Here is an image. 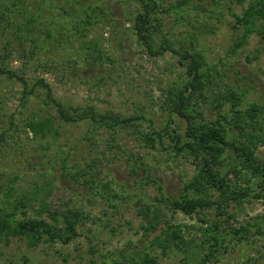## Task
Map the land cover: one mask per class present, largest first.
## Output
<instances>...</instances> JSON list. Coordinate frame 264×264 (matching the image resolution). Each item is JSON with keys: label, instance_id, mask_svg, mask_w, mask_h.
<instances>
[{"label": "rangeland", "instance_id": "obj_1", "mask_svg": "<svg viewBox=\"0 0 264 264\" xmlns=\"http://www.w3.org/2000/svg\"><path fill=\"white\" fill-rule=\"evenodd\" d=\"M157 1L161 25L156 41L167 36L182 48L192 42L205 56L215 80L210 85L214 91L230 87L240 95L241 107L256 104L264 109V18L256 20L245 39L240 21L252 5L264 10V0H188L177 12L167 9L180 0ZM0 2L4 9L9 6L17 14L21 8L25 16L36 18L39 60H31L23 68L24 59L14 53L5 61L18 73L25 71L29 86L41 77L66 104L126 116L142 114L157 129L166 125L165 90L179 82L184 73L174 57H151L136 40L131 17L141 9V1ZM87 7L89 12L90 7L95 10L91 22L81 26L85 31L80 34L71 28L85 16L83 9ZM46 28L50 37L43 34ZM4 39L0 35V54ZM94 49L102 53L98 61L92 59ZM76 59L79 61L75 64ZM21 92L18 81L0 74V199L14 202L22 198L20 216L24 211L46 218L47 210L40 204L44 200L50 210L64 207L65 201L81 208L86 217L68 243L57 240L30 247L23 238L0 240V264H113L114 259L125 263L122 256H137L144 251L155 255L158 264H198V256L195 261L189 260L177 247L162 252L152 244L160 228L149 232L141 213L146 206L156 207L165 216L159 227L165 222L179 225L186 237L197 243L203 239V229L212 221L222 220L223 244L206 264L263 261V184H248L247 176L235 179L230 174L236 187H249V196L240 203L229 200L223 208L214 204L191 215L172 211L166 200L182 194L194 166L185 156L171 152L168 137L150 149L127 132L116 140L105 131L88 133V122L55 123V132L34 134L27 127L29 119L42 120L54 110L46 109L37 97L23 103ZM213 98L216 96L210 93L209 101ZM229 105L225 103L224 110ZM216 114L211 106L206 110L210 119ZM177 124L182 133L183 123L173 116L171 126ZM147 126L144 122L143 127ZM257 154L264 160V145ZM236 160L230 151L225 152L223 172ZM77 172L85 175L76 179L72 175ZM223 209L226 213L219 215ZM225 220L234 228L248 226L245 238L239 239L240 234H234ZM208 245L204 243L205 251Z\"/></svg>", "mask_w": 264, "mask_h": 264}, {"label": "trees", "instance_id": "obj_2", "mask_svg": "<svg viewBox=\"0 0 264 264\" xmlns=\"http://www.w3.org/2000/svg\"><path fill=\"white\" fill-rule=\"evenodd\" d=\"M139 1H141V9L131 17L136 40L151 57L165 54L174 57L184 73L179 82L173 83L165 90L163 108L169 117L162 129L155 128L142 114L126 116L99 111L94 107L84 109L66 104L55 96L50 84L41 77L36 78L29 86L25 71L18 73L7 67L5 61L14 53L24 59L23 68L31 60H39L41 47L35 32L36 18L31 14L25 16L21 8L17 9V14L9 6L4 9L1 2L0 35L5 39L0 54V74L21 84L23 103L28 102L31 97H37L46 109L54 110L50 116L42 120L29 119L27 127L34 134L45 136L47 133L55 132V123L88 122L90 125L88 133L105 131L111 140H116V136L127 132L150 149L156 148L157 144H163L168 137L171 142L168 145L171 152L185 156L194 166V174L184 183L182 194L177 198L166 200L168 208L172 211L191 215L214 204L217 208H223L229 200L240 203L249 196V187H236L228 175L231 174L235 179L247 176L248 184L259 182L264 185V160L257 154L258 148L264 145V109L256 104L241 107L240 95L230 87L214 91L210 85L215 80L210 68L207 67L205 56L195 45H192V42L183 48L177 44L175 46L167 36H162L157 42V28L161 25L156 13L158 1ZM187 2L188 0H180L167 11L177 12L180 6ZM94 10L90 7L89 12V7L84 8L85 16L75 21L71 29L75 32L81 31L80 34H83L85 29L81 26L91 22V12ZM260 17L264 18V10L258 5H252L246 10L240 19L245 27L244 39L256 26V20ZM48 30L46 28L43 31L46 37L51 35ZM94 50L96 54L91 55L92 59L98 61L102 53L98 49ZM77 61L79 59H76L75 64ZM210 93L216 96L211 101H209ZM225 103H230L228 110L223 108ZM210 106L216 110L215 119H210L206 115V110ZM173 116L183 123L182 133L178 130V124L176 127L171 126ZM144 122L148 123L146 128L143 127ZM90 138V136L86 137L89 140ZM227 151H230L237 160L228 171L223 172V155ZM84 175L85 173L77 172L72 176L78 179ZM215 194L217 198H213ZM43 201L40 200V204L45 211L47 210L46 218L31 216L24 211L20 216L18 212L24 203L22 198L14 201L15 203L0 199V240H8L12 237L23 238L28 246L34 247L40 242L52 243L59 240L68 243L76 236L79 224L86 217L85 212L65 201L64 207L50 210ZM141 213L148 224L149 232L160 228V232L151 242L160 247L162 252L177 247L186 252V259L195 261L198 256L200 257L197 260L198 264H206L215 258V254L223 244L222 220L212 221L208 228L203 229V239L197 243L195 239L186 237L179 225L165 222V225L159 227L165 216L156 207L146 206ZM224 213H226L224 209L219 211V215ZM229 217L232 215L229 214ZM225 222L229 224L234 234H240L239 239L245 238L248 226L241 225L239 228H234L229 221L225 220ZM206 242L209 244L207 251L204 246ZM122 258L125 263L114 259L113 264H158L157 257L147 251L137 256H122ZM257 264H264V256L263 261Z\"/></svg>", "mask_w": 264, "mask_h": 264}]
</instances>
